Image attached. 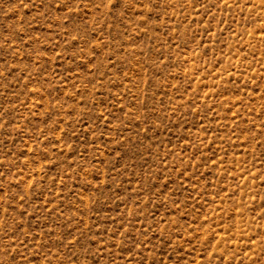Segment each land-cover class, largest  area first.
I'll return each instance as SVG.
<instances>
[{
    "label": "rangeland",
    "instance_id": "rangeland-1",
    "mask_svg": "<svg viewBox=\"0 0 264 264\" xmlns=\"http://www.w3.org/2000/svg\"><path fill=\"white\" fill-rule=\"evenodd\" d=\"M0 264H264V0H0Z\"/></svg>",
    "mask_w": 264,
    "mask_h": 264
}]
</instances>
